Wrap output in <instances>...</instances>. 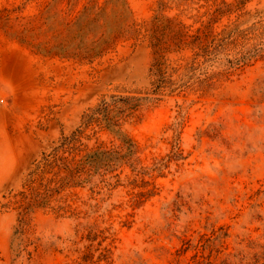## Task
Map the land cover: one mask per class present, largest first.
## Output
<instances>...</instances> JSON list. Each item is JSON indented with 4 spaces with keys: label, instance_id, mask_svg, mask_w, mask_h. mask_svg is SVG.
I'll return each mask as SVG.
<instances>
[{
    "label": "rangeland",
    "instance_id": "1",
    "mask_svg": "<svg viewBox=\"0 0 264 264\" xmlns=\"http://www.w3.org/2000/svg\"><path fill=\"white\" fill-rule=\"evenodd\" d=\"M0 264H264V0H0Z\"/></svg>",
    "mask_w": 264,
    "mask_h": 264
},
{
    "label": "trees",
    "instance_id": "2",
    "mask_svg": "<svg viewBox=\"0 0 264 264\" xmlns=\"http://www.w3.org/2000/svg\"><path fill=\"white\" fill-rule=\"evenodd\" d=\"M116 33L113 35L115 36ZM113 36L104 43L108 45L112 40ZM156 70L159 68V61H156ZM142 99L130 98V97H111L110 99L102 101L98 107L93 110V116L89 118V122H97L101 121L104 127L110 131L120 142L125 146L126 152L123 155L119 156V159L123 161H129L134 155V145L127 139V137L123 134L120 129V122L124 118H128L133 115V113L137 110L139 103ZM98 117H101L99 119ZM54 162L51 160H45V166L48 164L52 165ZM63 170L67 172V176L62 179V187L67 184L77 183V180L80 178L79 168H70L68 165H63ZM37 201L34 200V203L29 204L27 207L22 210V217L20 218V227L18 228L23 231V226L25 225L26 215L28 212L36 206Z\"/></svg>",
    "mask_w": 264,
    "mask_h": 264
}]
</instances>
